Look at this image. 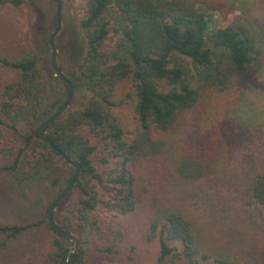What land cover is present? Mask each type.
<instances>
[{
  "label": "trees",
  "instance_id": "16d2710c",
  "mask_svg": "<svg viewBox=\"0 0 264 264\" xmlns=\"http://www.w3.org/2000/svg\"><path fill=\"white\" fill-rule=\"evenodd\" d=\"M25 3L0 0V6L21 7ZM200 6L199 0H85L77 39L80 50L67 73L59 68L82 105L68 108L45 129L54 148L80 165L73 207L63 205L57 218L53 214L61 229L87 239L102 230L91 218L97 208L118 215L134 212L140 201L137 166L143 161L167 160L170 167L155 169L173 183L198 182L210 170L211 157L219 152L214 147L219 142L212 140V134L204 133L206 138L197 156L183 152L180 142L169 134L182 125L184 113L198 106L202 92H225L234 78L260 69L264 51L247 19L236 17L225 27L212 30ZM109 38L115 39L114 45L104 50ZM0 66L17 74L3 88L0 126L22 143L14 160L0 171L10 175L21 197L44 183L59 190L48 203L42 221L0 226V232L18 238L44 224L53 234L48 264H65L69 242L52 229L47 217L51 205L70 183L75 167H69L72 173L60 179L54 161L61 158L40 138L38 127L60 108L68 89L55 77L62 87L60 97L51 76L30 54L16 61L0 57ZM127 78L132 80L136 97L138 129L132 137L109 111L117 83ZM195 79L199 81L194 83ZM56 98L59 101L53 102ZM82 129L102 145L106 155L102 163L110 166L103 173L92 160L97 146L82 135ZM190 129L194 138L199 128L193 125ZM100 188L110 193L106 199H102ZM246 192L264 208V167L246 183ZM154 210L149 233L157 238V264H201L209 260L213 264H234L225 254L204 253L188 221L172 206L162 204ZM68 264H87L85 250L77 246Z\"/></svg>",
  "mask_w": 264,
  "mask_h": 264
},
{
  "label": "rangeland",
  "instance_id": "374dc122",
  "mask_svg": "<svg viewBox=\"0 0 264 264\" xmlns=\"http://www.w3.org/2000/svg\"><path fill=\"white\" fill-rule=\"evenodd\" d=\"M199 1L212 30L225 27L236 17L245 18L259 36L264 51V0ZM84 3L85 0H62L61 29L55 45L57 64L64 74L80 50L77 39ZM55 25L56 0H26L21 7L0 6V57L16 61L27 54L32 55L38 67L51 76L54 89L61 97L62 87L56 82V76H52L49 62L48 39ZM114 42L115 39L109 38L103 45L104 50L112 48ZM16 77V72L0 66V102L4 85ZM111 101L110 113L132 137L138 122L131 79L117 83ZM81 105L82 99L74 94L69 108H81ZM193 125L199 128L194 138L190 129ZM205 132L212 134V140L217 139L219 144L214 147L219 152L215 157L209 155L213 162L204 178L194 183L176 180L173 183L171 178L167 180L155 169L170 167L167 160L143 161L137 166L138 208L126 215L102 207L91 213V218L102 226V230L87 239L73 234L77 246L85 250L87 264H157L158 242L157 238L150 237L149 224L155 207L162 204H169L184 216L204 253L225 254L234 264H264V208L246 192V183L264 167V59L260 69L234 78L227 91L202 92L198 106L184 113L182 125L169 136L180 142L183 152L197 156L196 151L206 138ZM81 133L97 146L92 158L97 170L100 173L108 170L110 166L102 163L106 155L101 151L98 139L86 129ZM21 148L19 139L0 126V167L9 165ZM54 162L60 179L72 173L71 166L63 160L57 158ZM58 192L50 183H44L32 187L26 197H21L10 175L0 171V226L42 221L48 203ZM99 192L102 199L110 195L104 188ZM76 194L74 186L56 207L53 213L56 218L63 205V208L73 205ZM52 240L53 234L44 224L18 238L0 232V264H48L53 251Z\"/></svg>",
  "mask_w": 264,
  "mask_h": 264
},
{
  "label": "water",
  "instance_id": "95a60500",
  "mask_svg": "<svg viewBox=\"0 0 264 264\" xmlns=\"http://www.w3.org/2000/svg\"><path fill=\"white\" fill-rule=\"evenodd\" d=\"M61 8H62V0H56V25L54 31L51 33L49 39H48V45L50 48V67L54 75L67 87L68 89V95L64 102L61 104L60 108L54 111L48 119H46L41 125L38 127V134L40 138L47 143L49 148L54 151L61 159H63L69 166L75 167L74 175L68 184V186L64 189V191L60 194V196L55 200V202L51 205L47 221L48 224L52 227V229L63 239L67 240L70 243L69 252L66 255L65 264H68V261L70 257L75 253L76 247H77V238L70 232L65 231L61 229L53 220V213L56 209V207L70 194L71 190L76 185V182L78 180V177L80 175V165L78 162L71 160L69 157H67L65 154H63L58 149L54 148L52 143L48 140L45 129L46 127L52 123L54 120L59 118L61 115H63L67 109L69 108L74 94L75 89L73 85L65 78L63 73L60 71L59 66L57 64V49L55 45V38L58 35L60 29H61Z\"/></svg>",
  "mask_w": 264,
  "mask_h": 264
}]
</instances>
